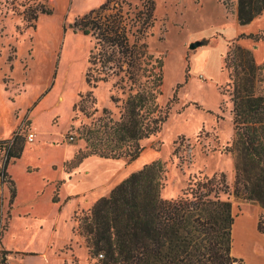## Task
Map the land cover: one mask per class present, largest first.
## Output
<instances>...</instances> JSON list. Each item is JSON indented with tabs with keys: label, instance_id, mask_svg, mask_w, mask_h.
Segmentation results:
<instances>
[{
	"label": "rangeland",
	"instance_id": "1",
	"mask_svg": "<svg viewBox=\"0 0 264 264\" xmlns=\"http://www.w3.org/2000/svg\"><path fill=\"white\" fill-rule=\"evenodd\" d=\"M96 1L63 0L57 6L52 0H0V139L15 131L24 137L21 155L9 161L5 181L0 179V245L42 251L56 221L52 244H60L59 253L71 258L54 264H97L99 256L89 255L75 230L77 218L153 159L165 166L163 198L185 195L196 178L224 172L227 187L221 197L230 200L232 214L254 207L264 226V204L234 194V158L225 149L234 130L223 61L230 43L239 42L252 50L256 63H263V13L252 23V33L260 36L255 39L238 36L237 0H154L155 20L145 41L163 62L157 99L169 106L166 120L159 131L139 141L143 147L133 160L91 154L70 166L67 162L86 143L83 126L97 122L102 107L113 117L119 115L109 99L111 81L98 80L92 86L85 80L90 35L70 26L103 0ZM128 1L131 6L141 3ZM40 3L53 12L33 19L29 8ZM194 40L199 44L191 48ZM257 86L264 91V81ZM2 155L0 150L1 163ZM10 178L15 187L12 202ZM54 193L56 203L50 199ZM14 264L45 263L33 254Z\"/></svg>",
	"mask_w": 264,
	"mask_h": 264
},
{
	"label": "trees",
	"instance_id": "2",
	"mask_svg": "<svg viewBox=\"0 0 264 264\" xmlns=\"http://www.w3.org/2000/svg\"><path fill=\"white\" fill-rule=\"evenodd\" d=\"M29 10L33 19L53 12L42 3ZM260 13L264 14V0L236 1L239 24L249 23ZM154 20V0H141L140 6H131L128 0H103L71 22L73 30L89 34L92 40L86 82L95 86L98 80H110L109 99L119 115L113 117L102 107L97 122L83 126L86 143L67 162L70 166L91 154L133 160L143 147L139 141L159 131L166 120L169 106L157 99L162 93L163 62L145 41ZM244 35L260 37L238 34ZM223 61L234 130L225 147L234 158V194L264 204V91L257 86L264 81V61L256 63L252 50L239 42L230 43ZM23 148L24 137L18 131L0 139L1 182L7 164ZM164 178L163 161L144 163L77 218L75 230L83 236L89 255L102 254L97 264H246L230 254L234 215L228 197H221L227 187L224 172L198 177L187 194L171 198L160 194ZM10 182L12 202L15 187L11 178ZM57 200L54 193L52 201ZM257 227L264 231L260 219ZM9 252L0 250V264H8Z\"/></svg>",
	"mask_w": 264,
	"mask_h": 264
},
{
	"label": "crops",
	"instance_id": "3",
	"mask_svg": "<svg viewBox=\"0 0 264 264\" xmlns=\"http://www.w3.org/2000/svg\"><path fill=\"white\" fill-rule=\"evenodd\" d=\"M52 1L55 5L59 6V1L63 0ZM65 1L67 4L69 0ZM98 2H100V0L96 1V3ZM253 21L254 19L246 24H239L237 22V30L239 33L243 32L244 30L248 31V33L254 32L255 26L252 24ZM50 199L52 201V196ZM257 220L258 211L254 207L250 208L249 211L245 210L243 212L234 214V219L231 226V252L233 255L241 257L246 264H264V233L258 229ZM56 232L57 222L55 221L51 226V236L47 240L45 248L39 252L32 250H18L4 245L3 243L0 245V250L5 249L10 251L9 253H6V260L8 264H14L16 261H26L29 255L33 254L36 256H41L42 261L45 264H54V261H62L66 256L70 259L71 254L67 255L65 253H59L58 246H60V244L56 245L54 248L52 243Z\"/></svg>",
	"mask_w": 264,
	"mask_h": 264
},
{
	"label": "water",
	"instance_id": "4",
	"mask_svg": "<svg viewBox=\"0 0 264 264\" xmlns=\"http://www.w3.org/2000/svg\"><path fill=\"white\" fill-rule=\"evenodd\" d=\"M198 44H199V41H198V40H194V41L190 42L189 46H190L191 48H193V47H195V46L198 45Z\"/></svg>",
	"mask_w": 264,
	"mask_h": 264
},
{
	"label": "built area",
	"instance_id": "5",
	"mask_svg": "<svg viewBox=\"0 0 264 264\" xmlns=\"http://www.w3.org/2000/svg\"><path fill=\"white\" fill-rule=\"evenodd\" d=\"M32 137H33V133L32 132L28 133V138L32 139ZM98 256H102V254H99Z\"/></svg>",
	"mask_w": 264,
	"mask_h": 264
}]
</instances>
